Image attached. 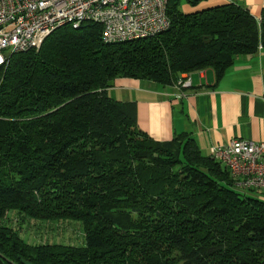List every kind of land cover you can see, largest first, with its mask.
Returning <instances> with one entry per match:
<instances>
[{"label":"trees","instance_id":"16d2710c","mask_svg":"<svg viewBox=\"0 0 264 264\" xmlns=\"http://www.w3.org/2000/svg\"><path fill=\"white\" fill-rule=\"evenodd\" d=\"M122 42L102 27L55 29L0 70V264H264V198L185 132L156 141L134 101L108 94L119 78L176 84L264 47L260 20L236 3L185 13ZM199 0H189L195 5ZM76 221L81 244L29 243L8 223Z\"/></svg>","mask_w":264,"mask_h":264},{"label":"crops","instance_id":"0c3cea01","mask_svg":"<svg viewBox=\"0 0 264 264\" xmlns=\"http://www.w3.org/2000/svg\"><path fill=\"white\" fill-rule=\"evenodd\" d=\"M225 3L239 4L254 17L264 11V0H199L195 5L182 0L180 8L190 13ZM188 76V88L119 78L108 94L134 101L137 125L156 141L185 132L204 155L212 145L233 138L264 141V47L253 55L238 56L219 79L209 68Z\"/></svg>","mask_w":264,"mask_h":264},{"label":"built area","instance_id":"2783aa9c","mask_svg":"<svg viewBox=\"0 0 264 264\" xmlns=\"http://www.w3.org/2000/svg\"><path fill=\"white\" fill-rule=\"evenodd\" d=\"M168 1L0 0V70L12 53L38 49L62 26L99 24L102 40L108 43L156 35L170 25ZM176 85L188 88V74H183ZM209 155L230 171L239 191L264 192V141L233 138L226 144L212 145Z\"/></svg>","mask_w":264,"mask_h":264},{"label":"rangeland","instance_id":"374dc122","mask_svg":"<svg viewBox=\"0 0 264 264\" xmlns=\"http://www.w3.org/2000/svg\"><path fill=\"white\" fill-rule=\"evenodd\" d=\"M8 223L19 229L23 239L29 243L63 242L81 244L82 228L76 221L35 222L24 220L19 222L15 212H10Z\"/></svg>","mask_w":264,"mask_h":264},{"label":"water","instance_id":"95a60500","mask_svg":"<svg viewBox=\"0 0 264 264\" xmlns=\"http://www.w3.org/2000/svg\"><path fill=\"white\" fill-rule=\"evenodd\" d=\"M24 264H32V263H30V262H27V261H24Z\"/></svg>","mask_w":264,"mask_h":264}]
</instances>
